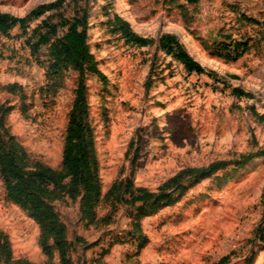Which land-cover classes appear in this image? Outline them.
Wrapping results in <instances>:
<instances>
[{
	"label": "rangeland",
	"instance_id": "rangeland-1",
	"mask_svg": "<svg viewBox=\"0 0 264 264\" xmlns=\"http://www.w3.org/2000/svg\"><path fill=\"white\" fill-rule=\"evenodd\" d=\"M56 1L0 0V13L25 17ZM117 17L151 44L127 42ZM74 19L98 71L83 84L99 193L87 216L84 189L70 177L44 189L70 264H264V0H62L0 32V135L26 155V171L62 168L80 73L52 69L49 52ZM42 34L49 42L36 47ZM164 34L204 72L169 55ZM137 188L173 203L142 206ZM41 234L0 175V252L10 248V264H61Z\"/></svg>",
	"mask_w": 264,
	"mask_h": 264
},
{
	"label": "trees",
	"instance_id": "trees-1",
	"mask_svg": "<svg viewBox=\"0 0 264 264\" xmlns=\"http://www.w3.org/2000/svg\"><path fill=\"white\" fill-rule=\"evenodd\" d=\"M51 2L39 5L25 17H16L8 13H0V32L7 33L13 27L19 25L27 26L33 18H38L45 12L59 7L60 2ZM119 23L118 28L127 42L138 46L151 44V39L144 38L136 34L129 22L120 17L116 18ZM82 27V28H79ZM56 32V27L51 26L50 33ZM49 34H42L35 44H47ZM159 42L169 55H172L188 72L203 73L204 68L184 49L174 35L164 34ZM49 57L52 60L51 68L55 71L61 68L72 67L79 71L80 79L76 90V97L69 114V122L66 129L65 144L62 158V168L59 170L36 164L35 170L26 171L20 164L21 158H26L25 154H16L19 147L11 145L12 139L6 140L0 135V175L3 178L6 196L12 202L25 208L31 217L41 226V242L46 254H51L52 249L58 253L61 264H70L67 255L64 227L58 223L57 216L49 205L45 202L46 195L44 189L49 186L62 188V183L68 177L84 189L83 213L87 216L91 211L89 198L99 193V180L92 170V163L88 151L92 144L91 139L86 137V127L84 124L85 115V89L83 77L86 71L98 73L94 66L92 56L88 51L86 43V32L81 20L74 19L68 26L67 32L62 38L55 40L50 47ZM239 93H242L239 91ZM220 163L211 164L208 168L199 171L200 178H204L217 170ZM173 178L172 181H176ZM116 188L112 186L111 192ZM132 193V192H131ZM135 195L132 193L133 201L146 206L155 198L154 209L158 205L165 203L167 206L173 203L172 195H166L164 202L161 198L165 194L154 195L145 189L137 188ZM121 200L123 199L120 195ZM144 209V208H142ZM51 241V244L48 241ZM4 259V264H10L11 252L6 245L0 252V259Z\"/></svg>",
	"mask_w": 264,
	"mask_h": 264
}]
</instances>
